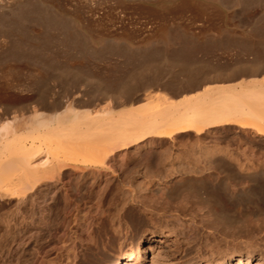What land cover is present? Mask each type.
<instances>
[{
	"label": "rangeland",
	"instance_id": "rangeland-1",
	"mask_svg": "<svg viewBox=\"0 0 264 264\" xmlns=\"http://www.w3.org/2000/svg\"><path fill=\"white\" fill-rule=\"evenodd\" d=\"M218 1L0 0V116L27 118L50 112L51 104L118 107L147 92L177 97L207 82L264 75V0ZM257 61L263 65L251 74L247 67ZM210 130L201 135L206 151L223 146L234 166L203 161L189 131L177 146L129 148L123 165L100 180L68 170L32 197L1 199L0 264H116L139 239L154 244L139 264H222L228 257L235 264L247 253V264H264V178L240 173L264 164V137L237 126ZM188 166L200 180L162 199L171 186L163 179H178ZM159 202L165 215L157 213ZM182 203L188 209L175 212ZM174 213L178 220L168 216Z\"/></svg>",
	"mask_w": 264,
	"mask_h": 264
},
{
	"label": "bare ground",
	"instance_id": "bare-ground-1",
	"mask_svg": "<svg viewBox=\"0 0 264 264\" xmlns=\"http://www.w3.org/2000/svg\"><path fill=\"white\" fill-rule=\"evenodd\" d=\"M44 20L48 22L50 18L46 17ZM65 30L63 31L65 32ZM167 32L164 33V37H161L165 42L170 39V34H168L170 32ZM183 32L179 34L181 38L188 39V41L189 39L192 40V36L190 37ZM67 37L69 39L71 36ZM171 38H173V35ZM73 39V42L70 39L69 43H74ZM23 41V44H25V40ZM101 41L103 40L101 39ZM16 43L20 45L19 41ZM191 45H188L190 50ZM79 48H82V46ZM143 59L145 58L143 57ZM262 65L263 63L257 61L247 68L251 74H256ZM13 69L11 68V71ZM213 81L215 80L213 79ZM186 91L188 92L182 91L183 93L179 96L175 93L177 97L163 91L147 92L143 101L117 105L118 107L105 106L99 109L96 108V110L90 108L79 109L70 105L58 109V105L51 104L50 112L35 111L32 116L27 118L0 116V200H10L12 198L24 200L27 197H32L41 185L51 186L56 184L68 170L72 173H78L82 179L90 176L92 180H100L111 173L114 174L123 165L124 157L129 148L140 149L146 145L155 147L159 144H167L169 147L177 146V136L189 131L195 136L191 142V147L198 148L200 152H203V161L215 162L217 166L222 163L234 166V161L227 159V154H224L221 150L223 146L217 147L215 145L216 148L214 147L213 151H206L207 142L201 140V135L211 131V128L230 130L231 127L237 126L241 130L244 129L245 132L252 131L258 138L264 137V75L243 77L235 82H207L201 86L191 87ZM180 170H182V175L178 179L174 180V175L169 179L166 177L163 179L164 183L171 181V184L166 183L171 186L168 188L167 185H164L165 187L161 192L162 199H167L165 197L170 196V190L174 189L176 185L198 181L201 178L197 174L199 171L195 168L188 166ZM240 173L248 178L260 180L261 177L264 178V164L244 166ZM74 189L76 190V187ZM127 190L129 193L132 192V188L128 187ZM154 191L159 192L160 190L154 189ZM78 197L68 201L77 200ZM166 202L167 200H165L166 205L169 204ZM159 203L160 208H156L158 205L155 206L157 213L160 216L165 215L166 210L161 207L163 203ZM176 208L175 212L181 211L183 213L187 207L182 203ZM177 215L174 213L168 216L178 220ZM192 227L195 228V224L192 223ZM160 235H168V233L161 232ZM153 249L154 244L144 245V240L139 239L133 249L121 257L116 264H128L134 261L139 264L143 257L141 253ZM7 258L9 257L3 259V263L8 260ZM228 258L222 264H231ZM251 259V254L247 253L244 257L239 256L235 264H247ZM206 260H208L206 255L201 256L199 263ZM259 260L264 261L263 251L260 253Z\"/></svg>",
	"mask_w": 264,
	"mask_h": 264
}]
</instances>
